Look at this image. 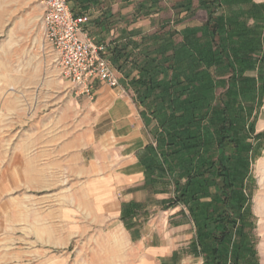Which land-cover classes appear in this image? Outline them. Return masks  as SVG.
<instances>
[{
    "label": "crops",
    "instance_id": "0c3cea01",
    "mask_svg": "<svg viewBox=\"0 0 264 264\" xmlns=\"http://www.w3.org/2000/svg\"><path fill=\"white\" fill-rule=\"evenodd\" d=\"M201 1L69 4L87 16L84 29L97 40L143 38L151 47L144 42L152 36L165 43L172 31L181 42L200 26ZM55 63H43L29 90L0 88V264H200L192 224L173 201L185 175L176 160H162L161 128L137 102L126 71L115 69V86L95 80L84 94Z\"/></svg>",
    "mask_w": 264,
    "mask_h": 264
},
{
    "label": "rangeland",
    "instance_id": "374dc122",
    "mask_svg": "<svg viewBox=\"0 0 264 264\" xmlns=\"http://www.w3.org/2000/svg\"><path fill=\"white\" fill-rule=\"evenodd\" d=\"M43 12L41 0H0V88L10 94L33 87L44 62H56L59 76L69 80L60 74L54 50L44 40ZM206 13L207 18L200 26L188 30L196 31L199 43L210 48L211 63L195 65L194 71L199 75V78L195 75V84L200 85V92L193 89L191 94L180 97L185 99L182 104L186 105L188 100L186 111L183 109L187 112V121L192 118V110L194 112V123L184 129L180 126V134H192L194 138L175 144L179 151L172 155H167V130L161 129L154 141L157 144L160 141L162 160H192L194 165L189 175L198 169L206 171L210 164L216 168L217 181L206 194L216 192L221 176L232 182V193H226L229 196L231 193L233 197L229 199L234 203L232 208H227L232 223L228 226L226 243V252H230L231 257L226 264H264V0H213ZM209 13L211 23L218 24V29L210 36L207 35L210 31L204 28ZM175 40L173 38L172 43L180 47L182 41ZM146 43H150V39ZM108 56L115 74L109 49ZM47 72L44 71L46 76ZM134 73L136 68L128 69V86L137 98L131 82ZM173 73V70L167 71V80ZM164 76L166 74L161 73L158 78ZM74 90L83 93L75 85ZM137 102L140 103L138 98ZM177 104L180 109L181 103ZM142 105L166 114L160 103H151L150 107ZM170 112L172 107L167 109V114ZM149 115L151 123L159 126L157 113ZM178 167L180 174L186 173L180 164ZM210 194L200 201H209ZM181 203L182 212L192 224V239L197 244L196 223L189 213V205L186 201ZM197 251L201 256L200 264H204V252ZM46 262L48 260L42 264Z\"/></svg>",
    "mask_w": 264,
    "mask_h": 264
},
{
    "label": "trees",
    "instance_id": "16d2710c",
    "mask_svg": "<svg viewBox=\"0 0 264 264\" xmlns=\"http://www.w3.org/2000/svg\"><path fill=\"white\" fill-rule=\"evenodd\" d=\"M212 1L202 0L201 6L209 8V4ZM71 9L74 14H79L78 11H74L73 7ZM204 28L210 31L207 34L208 36L215 33L218 29L216 21L211 23L210 13ZM195 33L196 31L194 30L185 32L180 47H176V44L172 43L171 35H173V32L169 31L170 36L168 38L172 40L166 41V44L160 43L162 36H152V38H149L150 44H152L151 47L147 45L146 47L141 46V43H143L142 38L140 42H125L122 45H109L108 48L111 51V62L118 71L124 70L128 76V64L131 63L135 66L138 75L132 77L131 82L137 92V98L140 103L147 107H150L151 103L154 105L160 103L162 109L165 107L166 114L162 115V112L155 110V108L152 112L157 113L159 127H161L162 131L167 130L166 143L169 146L167 155L178 153L179 146L176 147L175 144L182 142L185 138H190L191 140L194 138L192 134H180L186 125L191 127L194 123L193 110L192 114L190 113L192 118L188 119V121L186 120L185 115L187 116V112H184L183 109L188 107V100H186V106L185 103L182 104L185 99L181 100L180 97L189 92L191 94L193 89H197L200 92V85L195 84V75L199 78V75L194 71L195 65L197 63L210 64L212 59L210 48H206V45L202 46ZM163 41H165V38H163ZM130 44L136 46L140 52L132 55ZM184 54L186 55L180 56ZM168 70H173L174 72L172 74L173 77H170L169 80H167ZM161 73L166 74L165 78H158ZM207 82L209 85L210 81ZM178 101L181 103L180 109L179 103L177 104ZM171 107L172 112L167 114V109ZM180 126L182 127L181 130H179ZM172 161L174 162L175 160ZM176 162L178 165L180 164L182 169H186V173H181L186 175V180L182 184L178 183L173 201H186L189 205V213L194 223H196V242L199 249L204 252V264H226L227 258L231 257L230 252H226V243L229 238L228 226L232 223L227 208H232L234 205L229 199L233 197L231 195L232 182H227L226 177L221 176L222 181L221 184H216V192L209 193L210 200L200 201L201 197L209 195L206 194L207 189L214 181H217L216 168H213V165L211 166L210 164L206 171L198 169L189 175V171L194 165L192 160L191 162L189 160H176ZM228 191H231L230 196L226 194ZM210 224H212V227L209 226Z\"/></svg>",
    "mask_w": 264,
    "mask_h": 264
},
{
    "label": "built area",
    "instance_id": "2783aa9c",
    "mask_svg": "<svg viewBox=\"0 0 264 264\" xmlns=\"http://www.w3.org/2000/svg\"><path fill=\"white\" fill-rule=\"evenodd\" d=\"M44 6L43 36L55 53L60 74L81 92L89 94L95 80L117 84L108 56L109 44L84 29L85 14H74L69 0H41Z\"/></svg>",
    "mask_w": 264,
    "mask_h": 264
},
{
    "label": "bare ground",
    "instance_id": "6f19581e",
    "mask_svg": "<svg viewBox=\"0 0 264 264\" xmlns=\"http://www.w3.org/2000/svg\"><path fill=\"white\" fill-rule=\"evenodd\" d=\"M263 204V203H262ZM264 208V207H263ZM263 212H264V209H263Z\"/></svg>",
    "mask_w": 264,
    "mask_h": 264
}]
</instances>
